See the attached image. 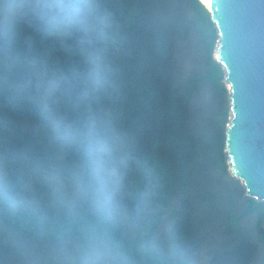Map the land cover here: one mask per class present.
I'll return each instance as SVG.
<instances>
[{
    "label": "trees",
    "instance_id": "obj_1",
    "mask_svg": "<svg viewBox=\"0 0 264 264\" xmlns=\"http://www.w3.org/2000/svg\"><path fill=\"white\" fill-rule=\"evenodd\" d=\"M40 2L0 0V102L27 110L28 90L41 96L31 107L51 116L47 158L19 171L0 149V264H145L132 232L174 198L168 150L187 133L194 90L195 78L172 86L171 58L188 30L212 46L217 27L202 0H86L89 15L71 28L51 27L32 7ZM181 206L171 244L201 264ZM249 213L264 216V203ZM163 246L162 236L148 240L154 253Z\"/></svg>",
    "mask_w": 264,
    "mask_h": 264
},
{
    "label": "rangeland",
    "instance_id": "obj_2",
    "mask_svg": "<svg viewBox=\"0 0 264 264\" xmlns=\"http://www.w3.org/2000/svg\"><path fill=\"white\" fill-rule=\"evenodd\" d=\"M217 43L218 39L209 46L193 28L177 43L171 58L172 86L195 78L194 90L185 105L187 133L168 150L177 172L174 198L162 218L135 224L132 232L134 251L145 264H185L184 252L170 241L172 226L184 213L182 200L190 206L189 232L197 242L201 264L243 252L252 254L250 264H264V216L249 213L260 200L247 194L246 185L231 173L228 162L225 138L232 117L231 90L226 69L216 61ZM20 95L28 108L22 112L0 102V149L19 171L47 158L42 144L48 132L45 121L51 119L46 110L31 107L41 100L40 94L26 90ZM153 236L163 237L165 253L147 247Z\"/></svg>",
    "mask_w": 264,
    "mask_h": 264
},
{
    "label": "water",
    "instance_id": "obj_3",
    "mask_svg": "<svg viewBox=\"0 0 264 264\" xmlns=\"http://www.w3.org/2000/svg\"><path fill=\"white\" fill-rule=\"evenodd\" d=\"M204 5L217 27L215 57L231 90L225 138L230 171L243 180L249 196L264 202V0Z\"/></svg>",
    "mask_w": 264,
    "mask_h": 264
},
{
    "label": "clouds",
    "instance_id": "obj_4",
    "mask_svg": "<svg viewBox=\"0 0 264 264\" xmlns=\"http://www.w3.org/2000/svg\"><path fill=\"white\" fill-rule=\"evenodd\" d=\"M53 28H71L89 15L86 0H42L32 5Z\"/></svg>",
    "mask_w": 264,
    "mask_h": 264
},
{
    "label": "bare ground",
    "instance_id": "obj_5",
    "mask_svg": "<svg viewBox=\"0 0 264 264\" xmlns=\"http://www.w3.org/2000/svg\"><path fill=\"white\" fill-rule=\"evenodd\" d=\"M204 2V4H208V0H202ZM217 61V60H216ZM230 86V85H229Z\"/></svg>",
    "mask_w": 264,
    "mask_h": 264
}]
</instances>
